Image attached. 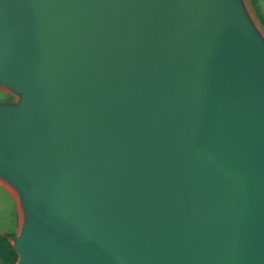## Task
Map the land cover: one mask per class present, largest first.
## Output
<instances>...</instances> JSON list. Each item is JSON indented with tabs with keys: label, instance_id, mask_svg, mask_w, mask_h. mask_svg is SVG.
I'll return each instance as SVG.
<instances>
[{
	"label": "water",
	"instance_id": "obj_1",
	"mask_svg": "<svg viewBox=\"0 0 264 264\" xmlns=\"http://www.w3.org/2000/svg\"><path fill=\"white\" fill-rule=\"evenodd\" d=\"M0 83L17 264H264V42L240 0H0Z\"/></svg>",
	"mask_w": 264,
	"mask_h": 264
},
{
	"label": "rangeland",
	"instance_id": "obj_2",
	"mask_svg": "<svg viewBox=\"0 0 264 264\" xmlns=\"http://www.w3.org/2000/svg\"><path fill=\"white\" fill-rule=\"evenodd\" d=\"M242 7L247 15V17L249 18L251 24L253 25L256 33L258 34V36L261 38V40L264 42V25L261 21V15L264 16V0H259V6L261 7V13L258 12V10L256 9V6L253 4L252 0H240ZM21 96L17 93H15L14 91L4 87L1 83H0V103L2 104H10V105H16L19 103ZM0 186L7 189H14L13 192L15 194V201H16V225H17V220H18V216L21 219V224L14 230L13 232V236L14 238H12V244L14 246V243L16 241V239L21 235L22 230L26 224V212L23 203L22 202V198H21V194L19 192V190L13 186L11 183H9L8 181H6L5 179H3L2 177H0ZM21 201V202H20ZM19 262V261H18Z\"/></svg>",
	"mask_w": 264,
	"mask_h": 264
},
{
	"label": "crops",
	"instance_id": "obj_3",
	"mask_svg": "<svg viewBox=\"0 0 264 264\" xmlns=\"http://www.w3.org/2000/svg\"><path fill=\"white\" fill-rule=\"evenodd\" d=\"M16 210L17 207L13 190L0 186V235L13 234L16 226L18 227L21 224V219L18 216L16 225Z\"/></svg>",
	"mask_w": 264,
	"mask_h": 264
},
{
	"label": "trees",
	"instance_id": "obj_4",
	"mask_svg": "<svg viewBox=\"0 0 264 264\" xmlns=\"http://www.w3.org/2000/svg\"><path fill=\"white\" fill-rule=\"evenodd\" d=\"M253 4L256 6L258 12L261 11L258 0H252ZM261 21L264 25V16L261 15ZM13 234L0 235V264H17L19 261V256L15 251L12 244Z\"/></svg>",
	"mask_w": 264,
	"mask_h": 264
},
{
	"label": "bare ground",
	"instance_id": "obj_5",
	"mask_svg": "<svg viewBox=\"0 0 264 264\" xmlns=\"http://www.w3.org/2000/svg\"><path fill=\"white\" fill-rule=\"evenodd\" d=\"M12 190H14V189H12ZM21 202V201H20ZM22 203V202H21ZM24 209V208H23Z\"/></svg>",
	"mask_w": 264,
	"mask_h": 264
}]
</instances>
